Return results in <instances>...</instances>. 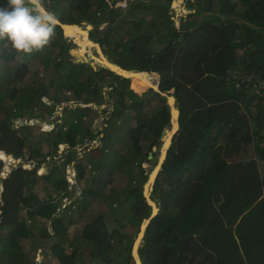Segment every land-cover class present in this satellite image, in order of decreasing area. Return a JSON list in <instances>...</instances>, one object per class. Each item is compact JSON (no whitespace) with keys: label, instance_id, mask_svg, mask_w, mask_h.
Returning <instances> with one entry per match:
<instances>
[{"label":"trees","instance_id":"1","mask_svg":"<svg viewBox=\"0 0 264 264\" xmlns=\"http://www.w3.org/2000/svg\"><path fill=\"white\" fill-rule=\"evenodd\" d=\"M120 1L44 0V5L62 23L91 24L90 38L111 61L128 70L158 72L160 90L175 97L179 128L153 183L158 212L138 247L141 264H264V96L259 92L264 82V0H185L187 13L177 24L173 14L162 15L173 0H124L116 6ZM6 6L7 0H0V8ZM5 43L0 41V157L24 155L29 137L19 133L14 120L26 110L57 108L63 100L85 106L63 108L61 125L45 133L51 151L30 150L33 170L19 164L0 179V264H21L23 251L29 250L24 242H31L35 254L32 230L39 221L49 222L46 236L56 240L44 251L59 264H85L87 258L99 264H135L130 262V230L137 235L151 214L143 184L152 169L145 170L143 162L169 126L166 97L151 88L138 94L132 88L135 80L131 89L129 78L106 68L73 65L70 43L58 24L50 43L31 55H17ZM35 59L50 72L49 80L25 75ZM104 87L112 100L110 110L94 132L84 123L92 110L86 104H103ZM49 89L54 95L47 105L39 92L49 95ZM127 111L133 115L126 116ZM100 133L97 153H87L74 165L75 179L84 178L88 166L103 165L110 173L123 172L128 181L105 193L112 178L90 174L85 178L90 187L60 208V198L70 195L67 165L79 153L75 146ZM59 144L68 145L62 160L53 158ZM46 161L48 172L39 176L35 170ZM3 166L0 158V173ZM102 198L108 201L106 213L84 223L69 239L73 214L82 216Z\"/></svg>","mask_w":264,"mask_h":264},{"label":"rangeland","instance_id":"2","mask_svg":"<svg viewBox=\"0 0 264 264\" xmlns=\"http://www.w3.org/2000/svg\"><path fill=\"white\" fill-rule=\"evenodd\" d=\"M177 0H173L172 4H171V9L168 10V12H166L165 10H163L162 15H166L168 14H173V20L175 21V24L178 23V18L181 14H185L187 13L184 1L185 0H178V2H176ZM109 3H111V0H108ZM124 0L117 2L116 6H120V5H124ZM132 18V15H130V19ZM84 23H87L86 21H83ZM89 24V23H87ZM91 26L92 30V25L89 24ZM82 28H84V24L81 25ZM104 24H102L99 28H103ZM89 30V32H90ZM89 40L95 42L94 40H92L90 38V36L88 37ZM68 42L70 43L69 46V53H75L74 55H71L73 58V65L75 63H89L90 61L95 62L96 66H99V63L97 62V60H99L98 58H100V55H98L97 50L92 47L90 48V50L88 51L87 47L85 46L84 43H82L81 40H78L79 42H81L78 46L77 43H73L71 42V40L69 38H67ZM74 46V47H73ZM56 50L58 49L57 47L55 48ZM55 50V51H56ZM80 53H83L84 55L82 56L79 55ZM89 53L91 54V56H89ZM104 54V55H103ZM102 56L106 59H109L107 54H105L103 52ZM13 52H9L8 56H12ZM16 57V55L14 56ZM83 59V62L78 61L76 59ZM106 59V60H107ZM110 60V59H109ZM14 62L13 60L10 62V64ZM100 62V60H99ZM94 64V63H93ZM56 63L53 65L54 67H56ZM90 65V64H89ZM3 71V70H1ZM2 76L6 77V73L5 72H1ZM25 75L30 79V78H35V76H39L42 77V80H49L51 77V74L48 70H46L45 68H43V65L41 64V62L37 59L31 61L28 66L26 67V73ZM103 76H105V72H103L102 74ZM132 80L130 79V88L132 85ZM143 83V84H141ZM145 84V85H144ZM152 84V83H151ZM150 83L146 84L145 82H141L139 79L134 81V84L132 85V88L135 92H137L138 94H141L142 91L144 92V90L147 89L148 86H151ZM131 88V89H132ZM104 99L105 102L103 104H97V103H88L86 104V106H91L92 110L90 111V114L88 116L84 117V123L86 126H90L94 132H96L97 130H99L101 128V124L102 122L105 121L106 116L109 113V107H110V103H111V99L109 97V95L107 94V87H104ZM54 89H49L48 94L49 95H45L42 93V91L39 92V96L41 97L42 101L46 102V104L48 105L50 102L48 101L50 98H52V96L54 95ZM141 92V93H139ZM38 94V92H37ZM173 94L172 91L167 92V95ZM65 97H69L71 96V92H66ZM81 104V106H85V104H82L81 101L79 102H75V101H62V104L57 107L54 108L53 106L48 108V109H42V110H34L33 112L31 111H25L24 117H19L17 120H14V125L15 127L19 130L20 134H26L29 137V141L27 142V145H25L24 147V155L20 156L19 158H13L10 155H6V157H0L2 158L3 162H4V166L2 168V171L0 173V179L5 177L9 171L11 169H13L14 167H16L19 164H22L24 168H26L27 170H33V161L29 160L28 155L30 153V150L36 147H40V151L42 152H48L51 151L52 147L50 145L46 144V136L45 133H47L48 131H52L55 130L59 125H61L60 121V114L61 111L63 110V108L65 106L68 105H74V104ZM50 105V104H49ZM44 112L45 116L43 118L41 117H37L36 114H39ZM104 111V112H103ZM133 113L131 111H127L126 112V116H132ZM120 120V121H119ZM118 120V123L121 122V119ZM23 125H27L25 128L23 127ZM131 127H129L130 129ZM169 126L166 127L165 129V135L167 136L171 130H169ZM126 130V129H124ZM124 132V131H122ZM101 133L98 134L94 139H88L87 141L83 142V143H78L75 148L79 151V153H77V156L74 157L72 163H70L69 165H67V179L69 180V187H70V195H64L62 198H60L58 203H62L60 204V208H64L65 206L67 207V205H69V203L71 202V200L77 196H79L82 193V190L84 188H88L90 187L89 184L86 182V176L87 178L90 177V174H96L98 175V173L102 172L103 176L105 178H112V182L110 185H107L104 192L108 193L109 192V187L110 186H115L118 187L119 185L123 184V182H127L128 181V177L126 176V174H124L121 171H114L112 173H110L109 171L106 170L105 166L100 165L98 167V169L92 168L88 166L89 171L86 170V175L84 176V178H81L80 181H77L75 179V171H74V165L76 164L77 161H79L80 159H85L87 157V153H94L96 154L97 152H93L95 149H97V146L100 145V141L99 138L101 137ZM164 142V139H163ZM160 144H161V140H160ZM68 147V145L65 144H59L57 147V154L53 153L54 156L53 158L55 159H59L62 160L64 157V153H66V148ZM84 147H86L85 150V155H83V151H81ZM156 147V146H155ZM160 147V145H159ZM159 147H156L155 152H157L155 155H153L154 151H151L152 157H147L148 161L147 162H143V167L145 168V170L148 169H153L156 165H157V160L159 158V154H160V149ZM47 160H50L49 157H47ZM260 166L263 170L264 168V164L260 162ZM48 162H44L40 167H38L35 171L39 176H45L48 172ZM150 171V170H149ZM110 174V175H109ZM153 190V188H152ZM152 190L149 194V199H151L154 203H158L159 200L156 197L151 196ZM88 194L90 196H95L96 195V191L93 190H89ZM98 195V193H97ZM106 196V194H105ZM107 198H102L101 199V203L98 202H93L91 204L90 207L87 208V211L82 215V216H76L73 214V220L72 222L68 225V238L70 239L72 236L75 235V233L77 231H79L84 223L89 222L93 217L98 216V214L100 213H106L107 211ZM158 206V205H157ZM39 226L37 229H33L32 231L35 233V245L37 246L36 252L35 254L32 252V248H31V242H24L23 243V247H27V249L31 250V254L28 253L27 250H24L22 253V262L21 264H29V262L31 260H33L34 264H59L58 261L53 258L48 252H45L44 249L46 250L49 245L56 240L55 237H48L46 236V232L44 230L45 226L49 227V222L46 221H39L38 225ZM40 229V230H38ZM46 229V228H45ZM38 230V231H37ZM135 230L134 228H132L130 230V234L133 237V243L135 238L138 236L139 233H137V235L134 233ZM137 241V240H136ZM141 243H139L140 246ZM33 245H34V241H33ZM138 246V247H139ZM48 250V249H47ZM133 258V257H132ZM135 263L134 258L132 259V262ZM85 264H99L97 261H93V259L91 260L90 258H87L85 260ZM136 264V263H135Z\"/></svg>","mask_w":264,"mask_h":264},{"label":"clouds","instance_id":"3","mask_svg":"<svg viewBox=\"0 0 264 264\" xmlns=\"http://www.w3.org/2000/svg\"><path fill=\"white\" fill-rule=\"evenodd\" d=\"M57 22L44 0H7L0 8V41L17 55H31L50 43Z\"/></svg>","mask_w":264,"mask_h":264},{"label":"water","instance_id":"4","mask_svg":"<svg viewBox=\"0 0 264 264\" xmlns=\"http://www.w3.org/2000/svg\"><path fill=\"white\" fill-rule=\"evenodd\" d=\"M57 21H58L57 24L61 27V29H62V31H63V35H64L65 37H67V36L65 35V30H64V27H63L64 25H67V26L76 25V26L81 27L82 24H84V28H82V29L85 30V28H88V30H87V35H88V37H89V30L91 29V26H90L89 24L84 23V22H80L79 24H74V23H73V24H67V23H62V22H60L58 19H57ZM67 38H68V37H67ZM94 43H95V44L98 46V48L100 49L101 54H103V51H102L100 45H99L97 42H94ZM70 54H71V55H74L75 53H70ZM98 55H99V53H98ZM103 55H104V54H103ZM106 59H107V58H106ZM76 60L83 62V59H81V58L76 59ZM107 60H108L107 62H109V63L112 64L113 66L118 67L119 69H121V70H123V71H133V72H135V73H137V72H138V73H141V72L157 73L158 81L156 82V84H155L154 86H148L147 88H151V89H153L154 91L160 93L162 96H165V97H166V102H167V104H168V106H169V111H170V120H169V127H170V128H169V130H171V128H172V123H171V120H172V109H175V110L177 111V118H176L177 129L173 132V134H174V133L178 130V128H179V122H178V118H179V110H178V109L176 108V106H175V97H174V95H173V94L167 95V92H162V91L160 90V88H159V84H160V74H159L158 72H156V71H137V70H128V69H125V68L121 67L120 65L114 63L113 61H111V60H109V59H107ZM97 62L99 63V66H100V67L106 68V69H108V70L114 72L115 74H118V75H121L122 77L129 78V79H130V77H127V76H125V75H122L121 73L116 72V71H115L114 69H112L110 66L102 65L99 61H97ZM92 63H94V65H93ZM89 64H90V66H91L94 70H97V69H98V67L95 65V62L90 61ZM144 91H145V90H144ZM142 92H143V91H142ZM139 93H141V92H139ZM170 98H171L172 102H170ZM165 129H166V128H164V129L161 131V134H160L161 144H160V147H159V149H160L159 157H160V155H161V153H162V152H161V148H162V146H163V140H162L163 138H162V137H163V134H164ZM172 136H173V135H172ZM172 136L170 137L169 145L167 146V148H166V150H165V153H164V156H163L161 162L158 163L159 158H158V160H157V164H159V165H158V168H157L155 174H154L153 176H151V174L153 173V171H154V169H155V167H154V168L151 170V172L149 173L147 180H146L145 183L143 184V194H144V197H145L147 203L151 206L152 210H151V214H150V216H149L148 218L144 219L143 222L141 223V225H140V230H139V232H138V233L141 232V227H142V225H143V223H144L145 226H144V229H143V233H142V236H141V238L139 239V241H138V245H137V247H136V252H137V256H138V260H139V264H141V260H140V257H139V255H138V246H139V243L142 241V238H143V235H144V232H145V229H146L148 223L150 222V220H151V219L157 214V212H158V207H157V205L159 204V202L156 204V206H153V205H152L153 201H152L151 199H149V194H150V192H151V190H152V187H153V183H154L155 177L157 176L159 170L161 169L162 163H163V161H164V159H165V157H166L167 150H168V148H169V146H170V144H171V138H172ZM155 150H156V147L153 146V147H152V151H155ZM149 157H152L151 152L148 153V158H149ZM146 186H148V187H147V190H146ZM146 191H147V192H146ZM146 193H147V194H146ZM154 208L157 209V210L154 211ZM138 235H139V234H138ZM137 238H138V236H137V237L135 238V240H134V243H133V246H132V251H131V255H132V257L134 258V260H135V256L133 255V250H134V245H135V242H136ZM135 263H136V260H135Z\"/></svg>","mask_w":264,"mask_h":264},{"label":"bare ground","instance_id":"5","mask_svg":"<svg viewBox=\"0 0 264 264\" xmlns=\"http://www.w3.org/2000/svg\"><path fill=\"white\" fill-rule=\"evenodd\" d=\"M63 27H64V30H65V35L69 39H72V41L74 43H77V44L79 43V45H81L80 44L81 42L78 41V40H81L82 43H84L85 46L87 47L88 51L90 50V48L94 47L97 50V52L99 53V55H100V58H98V59L100 60V63L102 65L110 66L116 72L121 73L122 75H125L127 77H130V79H133V80L139 79L141 82H145L146 84H148V83L151 84L152 83L151 86H154L156 84V82L158 81V77L156 75H153V74H143V73H138V72L135 73L133 71H123V70L119 69L118 67L113 66L112 64H110L109 62H107L108 60H106L102 56L101 51L98 48V46L93 41L89 40L88 35H87L88 28H85V30H84V29H82V27H79V26H76V25H71V26L64 25ZM89 56H91L90 53H89ZM99 60H97V61H99ZM128 72H133V73H128ZM131 77H133V78H131ZM170 102H172L171 98H170ZM176 118H177V111L175 109H172V120H171L172 128H171L170 133L167 136L165 135V131H164V134H163V137H162L164 139L163 146L161 148V152L162 153H161V155L159 157L158 163L161 162V160H162V158L164 156L165 150H166L167 146L169 145L170 137L173 135V132L177 129ZM158 165L159 164H157L155 166V169H154L153 173L151 174V176H153L155 174V172H156V170L158 168ZM147 187L148 186H146V190H147ZM152 205L153 206H156V203L153 202ZM155 210H157V209L154 208V211ZM144 226H145V224L143 223V225L141 227V232L139 233L138 238H137V241L135 242V245H134L133 255L135 256L136 264H139V260H138V256H137V252H136V247L138 245L139 239L142 236Z\"/></svg>","mask_w":264,"mask_h":264},{"label":"built area","instance_id":"6","mask_svg":"<svg viewBox=\"0 0 264 264\" xmlns=\"http://www.w3.org/2000/svg\"><path fill=\"white\" fill-rule=\"evenodd\" d=\"M259 92H260L261 95L264 96V82L261 83V86H260Z\"/></svg>","mask_w":264,"mask_h":264}]
</instances>
